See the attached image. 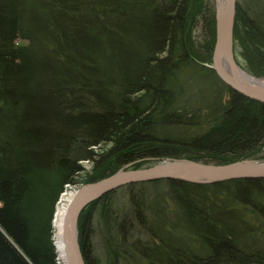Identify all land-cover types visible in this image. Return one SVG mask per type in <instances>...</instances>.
<instances>
[{"label":"trees","instance_id":"trees-1","mask_svg":"<svg viewBox=\"0 0 264 264\" xmlns=\"http://www.w3.org/2000/svg\"><path fill=\"white\" fill-rule=\"evenodd\" d=\"M199 1L0 0V264H57L66 185L264 158V104L203 65L215 15L191 25ZM233 39L264 76V0H237ZM79 244L85 264H264V179L124 186L84 209Z\"/></svg>","mask_w":264,"mask_h":264},{"label":"water","instance_id":"water-1","mask_svg":"<svg viewBox=\"0 0 264 264\" xmlns=\"http://www.w3.org/2000/svg\"><path fill=\"white\" fill-rule=\"evenodd\" d=\"M216 38L211 64L218 78L245 98L264 104V81L253 82L235 61L233 28L237 0H217ZM264 79V77H260ZM178 180L209 185L237 179H264V159L242 160L217 165L172 159L136 170L119 169L96 182L82 185L71 199L62 224V240L67 264H85L78 239V220L82 211L93 201L123 186L155 180Z\"/></svg>","mask_w":264,"mask_h":264},{"label":"rangeland","instance_id":"rangeland-1","mask_svg":"<svg viewBox=\"0 0 264 264\" xmlns=\"http://www.w3.org/2000/svg\"><path fill=\"white\" fill-rule=\"evenodd\" d=\"M202 1V3H200V1H199V3L197 2L196 4L197 5H195V4H193L192 5V10H191V20H190V24L192 23H194L193 22V20L195 19V17H196V13L200 10V9H197V7H200V6H203V4H206V5H208L209 7H212L213 8V11H214V15H215V10H216V5H217V0H201ZM236 6H237V2H236ZM197 21H199V22H197L196 21V28L193 30L194 31V35L197 37V35L200 33V24H201V22H200V20H199V18L198 19H196ZM191 24V25H192ZM215 38H216V22H215ZM214 44H215V42H214ZM214 48V47H213ZM212 53H213V51H212ZM234 58H235V61L237 62V64L245 71V72H247V73H249L248 71H246L243 67L245 66V64H244V62H243V60H242V58L240 57V55H239V49L238 48H236V50L234 51ZM211 60H212V58H211ZM203 64H206V63H203ZM261 77H264V76H261ZM260 78V77H259ZM264 159V158H263ZM245 160H262V159H245ZM242 161V160H241ZM212 164V163H211ZM148 165H152L151 163H149ZM218 165V164H217ZM81 166L83 167V169H84V172L81 174L82 176H85L86 174H89L90 172H91V166H90V164L89 163H87V162H81ZM156 181V180H155ZM146 183V182H145ZM137 184H139V183H137ZM82 185H84L83 183H81V184H77V185H66V186H64V188H63V190H62V192L59 194V196H58V198H57V200H56V202H55V205H54V211H53V215H52V219H51V240H52V243H53V246H54V248H55V252H56V256H57V251H56V247H55V244H54V228H53V223H52V221H53V217H54V214H55V211H56V207H57V204L60 202V200L62 199V197H63V195L65 194V193H67V192H69V191H71V190H75V191H77ZM131 185V184H130ZM124 187V186H123ZM122 188V187H121ZM78 232H79V224H78ZM78 239H79V234H78ZM98 238H96V241L94 242V244H95V247L97 248V251H98V253L100 254L101 253V248H100V245H98L99 244V242H98ZM56 261H57V264H58V256H57V258H56Z\"/></svg>","mask_w":264,"mask_h":264},{"label":"bare ground","instance_id":"bare-ground-1","mask_svg":"<svg viewBox=\"0 0 264 264\" xmlns=\"http://www.w3.org/2000/svg\"><path fill=\"white\" fill-rule=\"evenodd\" d=\"M221 2V0H220ZM235 16H236V12H235ZM234 21H235V17H234ZM234 30V28H233ZM233 48H234V40H233ZM237 63V62H236ZM206 64H211L210 63H206ZM208 68V67H207ZM210 69V68H208ZM212 70V69H211ZM250 74V73H248ZM247 78L250 79V80H253V82H263L264 79L262 78H259V77H256L252 74L250 75H247ZM226 85V84H225ZM227 86V85H226ZM228 87V86H227ZM229 88V87H228ZM230 89V88H229ZM232 90V89H231ZM248 99V98H247ZM250 100V99H249ZM254 101V100H252ZM263 104V103H262ZM168 160V159H167ZM188 160V159H187ZM166 161V160H164ZM164 161H161V162H164ZM193 161V160H191ZM197 162V161H196ZM158 163V162H156ZM154 163V164H156ZM152 164V165H154ZM150 165V166H152ZM148 166L146 167H142V168H147ZM126 170H136V169H132V168H127V167H124ZM140 169V168H139ZM114 174V173H113ZM108 177V176H107ZM76 191L75 190H71L67 193H65L62 197V199L60 200V202L57 204V207H56V211H55V214H54V217H53V228H54V244H55V247H56V251H57V256H58V264H67V261H66V258H65V254H64V246H63V240H62V224H63V219H64V216L66 214V211H67V208L69 206V203L71 201V199L73 198V196L75 195ZM96 201V200H95ZM94 202V201H93ZM91 204V203H90ZM86 209V208H85ZM84 211V210H83ZM82 211V212H83ZM81 216V215H80ZM80 216H79V219H80ZM78 224H79V220H78ZM79 234V232H78Z\"/></svg>","mask_w":264,"mask_h":264}]
</instances>
